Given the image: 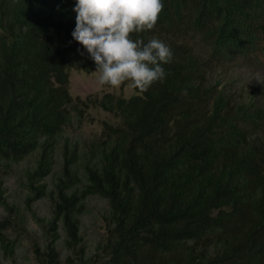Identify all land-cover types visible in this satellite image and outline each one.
I'll return each mask as SVG.
<instances>
[{
    "label": "trees",
    "instance_id": "1",
    "mask_svg": "<svg viewBox=\"0 0 264 264\" xmlns=\"http://www.w3.org/2000/svg\"><path fill=\"white\" fill-rule=\"evenodd\" d=\"M75 3L0 0V165L35 155L26 201L51 202L47 222L35 218L50 234L33 244L37 264H264V84L221 77L264 55V0H163L154 29L132 39L171 48L164 81L86 100L69 92L70 69L96 67L71 35ZM89 102L115 121L81 150L64 144L52 186L37 183ZM90 196L108 215L87 254L79 215ZM13 225L23 217L0 216V264H16Z\"/></svg>",
    "mask_w": 264,
    "mask_h": 264
},
{
    "label": "rangeland",
    "instance_id": "2",
    "mask_svg": "<svg viewBox=\"0 0 264 264\" xmlns=\"http://www.w3.org/2000/svg\"><path fill=\"white\" fill-rule=\"evenodd\" d=\"M95 70L86 72L83 70H69V92L74 99L86 100L100 97L103 93L110 92L115 95L129 97L134 94L133 88L128 83L120 89H110L108 86H100ZM225 80H233L237 89L249 90L264 84V55L259 60L250 63H242L233 68L226 69L221 77ZM221 79L224 81V79ZM114 122L112 114L95 103L89 102L84 107L83 113L78 118L73 116L72 121L65 127L63 134L59 138L55 149V161L53 169L49 175L37 183H46L50 188L55 177L58 175L60 167L61 150L64 144L68 148L81 150L90 140H96L102 128V121ZM35 155L28 156L18 163L0 165V202L4 201L11 207L5 210L0 203V216L9 214L11 218L23 217V229H18L13 225L11 229L12 238H16V248L14 260L16 264H37L32 252L33 244L42 248L50 237V234L41 227L35 220L40 218V222L46 223L50 218L51 202L48 197H41L35 200L26 201L27 177L26 172L34 166ZM108 208L106 201L98 196H90L85 201V207L79 215L80 233L83 237L87 254H91L105 231ZM60 238L56 242L60 251L61 262L66 251L62 245L63 233L59 230ZM8 260L2 259V264H8ZM65 263V262H64Z\"/></svg>",
    "mask_w": 264,
    "mask_h": 264
},
{
    "label": "clouds",
    "instance_id": "3",
    "mask_svg": "<svg viewBox=\"0 0 264 264\" xmlns=\"http://www.w3.org/2000/svg\"><path fill=\"white\" fill-rule=\"evenodd\" d=\"M163 8V0H76L71 35L94 61L100 86L120 89L128 83L143 94L164 81L162 65L172 61L171 48L158 38L146 44L132 39L154 29Z\"/></svg>",
    "mask_w": 264,
    "mask_h": 264
}]
</instances>
